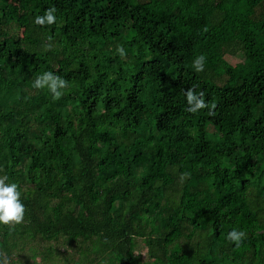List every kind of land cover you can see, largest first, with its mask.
I'll use <instances>...</instances> for the list:
<instances>
[{"label":"trees","instance_id":"1","mask_svg":"<svg viewBox=\"0 0 264 264\" xmlns=\"http://www.w3.org/2000/svg\"><path fill=\"white\" fill-rule=\"evenodd\" d=\"M5 175L0 264H264V0H0Z\"/></svg>","mask_w":264,"mask_h":264},{"label":"clouds","instance_id":"2","mask_svg":"<svg viewBox=\"0 0 264 264\" xmlns=\"http://www.w3.org/2000/svg\"><path fill=\"white\" fill-rule=\"evenodd\" d=\"M56 19L54 9H48L43 16L36 17L35 23L39 25H51ZM116 50L121 56L126 55L123 46H117ZM205 59L206 57L201 54L193 60L192 66L196 72L204 71ZM32 87L36 89H47L53 99H59L64 94L62 90L67 87V81L51 71H45L35 78ZM186 95L190 105L189 111L195 112L207 107L205 101L197 97L191 90ZM25 212L26 206L21 199L18 184L9 182L6 175L0 176V225L10 226L22 223L25 218ZM245 238L246 233L236 228H233L227 233V239L234 242L237 247Z\"/></svg>","mask_w":264,"mask_h":264},{"label":"rangeland","instance_id":"3","mask_svg":"<svg viewBox=\"0 0 264 264\" xmlns=\"http://www.w3.org/2000/svg\"><path fill=\"white\" fill-rule=\"evenodd\" d=\"M238 60H239V62H240L242 59L235 58V61H233V63L238 62ZM139 247H140V248L138 249L137 252H139V256H140V258H143V256H144V251H145V250H144L143 245H140V242H139ZM65 255H66V254H65V250H61V251L57 252V254H56V259H55V261H56L55 264H68Z\"/></svg>","mask_w":264,"mask_h":264}]
</instances>
